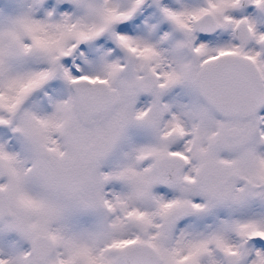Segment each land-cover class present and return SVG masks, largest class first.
Returning a JSON list of instances; mask_svg holds the SVG:
<instances>
[{"label": "snow or ice", "instance_id": "snow-or-ice-1", "mask_svg": "<svg viewBox=\"0 0 264 264\" xmlns=\"http://www.w3.org/2000/svg\"><path fill=\"white\" fill-rule=\"evenodd\" d=\"M0 264H264V0H0Z\"/></svg>", "mask_w": 264, "mask_h": 264}, {"label": "rangeland", "instance_id": "rangeland-1", "mask_svg": "<svg viewBox=\"0 0 264 264\" xmlns=\"http://www.w3.org/2000/svg\"><path fill=\"white\" fill-rule=\"evenodd\" d=\"M196 0H171L172 4L175 6H179L180 3H195Z\"/></svg>", "mask_w": 264, "mask_h": 264}, {"label": "flooded vegetation", "instance_id": "flooded-vegetation-1", "mask_svg": "<svg viewBox=\"0 0 264 264\" xmlns=\"http://www.w3.org/2000/svg\"><path fill=\"white\" fill-rule=\"evenodd\" d=\"M198 2H199V0H196V1H195V3H198Z\"/></svg>", "mask_w": 264, "mask_h": 264}]
</instances>
